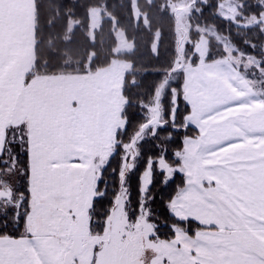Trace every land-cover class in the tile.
Returning a JSON list of instances; mask_svg holds the SVG:
<instances>
[{
    "label": "snow or ice",
    "instance_id": "snow-or-ice-1",
    "mask_svg": "<svg viewBox=\"0 0 264 264\" xmlns=\"http://www.w3.org/2000/svg\"><path fill=\"white\" fill-rule=\"evenodd\" d=\"M142 107L131 134L39 129L26 186L0 148V264H264V89L197 73Z\"/></svg>",
    "mask_w": 264,
    "mask_h": 264
},
{
    "label": "trees",
    "instance_id": "trees-1",
    "mask_svg": "<svg viewBox=\"0 0 264 264\" xmlns=\"http://www.w3.org/2000/svg\"><path fill=\"white\" fill-rule=\"evenodd\" d=\"M168 1L137 0L141 12L137 18L133 0H35L34 62L27 74V81L35 75L93 71L108 65L114 57L129 60L132 69L125 76L123 93L127 103L122 115L128 123L127 134H131L143 119L140 115L144 111L142 104L147 105L153 101L159 84L172 69L175 68L170 84L177 85L179 89L184 82L185 65L181 66L182 60L185 62V56L181 52L183 44L186 46V56L193 54V63H198L193 41L200 37V33L196 29L188 30L183 27L176 14L170 11ZM220 1L222 0L199 3L200 10L194 9L191 12V23L216 26L220 33L227 35L235 44V55L243 52L264 59V28L260 24L240 26L233 20L220 16ZM239 2L240 20L252 15L261 16L264 12L263 0ZM95 6L102 8V19L92 36L90 9ZM115 28L125 31L127 39L134 44L132 51L115 52ZM157 34L159 42L155 51L153 44ZM210 44L208 61L227 55L224 46L215 37L210 38ZM261 65L264 67V62ZM237 66L252 79L241 64ZM174 75L178 76V80L173 81ZM253 83L255 84L254 81ZM25 140L28 142L26 122L6 129L3 148L11 147L9 163L12 153H16L20 161L14 171V188L26 186L27 176L21 175L22 170L26 172V158L17 151L18 145L22 147ZM12 141L16 143H10ZM1 205L2 203L0 210Z\"/></svg>",
    "mask_w": 264,
    "mask_h": 264
},
{
    "label": "crops",
    "instance_id": "crops-1",
    "mask_svg": "<svg viewBox=\"0 0 264 264\" xmlns=\"http://www.w3.org/2000/svg\"><path fill=\"white\" fill-rule=\"evenodd\" d=\"M3 3L5 0H0V4ZM94 8L90 9V33L99 28L102 19L98 18L92 24ZM117 29L115 28V33ZM129 42L122 49L125 52L134 49L133 42ZM122 50L118 49L117 39L115 52L122 53ZM33 62L29 64L25 59L22 64L17 48L0 44V148H3L7 127L12 123L26 122L28 144L34 155L38 130L54 129L64 114L70 111L79 113L90 129H102L106 137L114 134L115 129L121 126V123L114 121L118 105L114 101L113 93L124 86L123 78L125 81L127 72L132 69L129 60L114 57L108 65L93 71L35 75L27 81L26 77ZM29 66L31 68L28 71ZM197 73L225 81L231 78L232 83L259 89L227 56L212 61L200 60L198 64L188 65L184 81L186 77L191 80ZM126 103L127 99L125 105ZM125 105L121 101L120 112L122 109L123 113Z\"/></svg>",
    "mask_w": 264,
    "mask_h": 264
},
{
    "label": "rangeland",
    "instance_id": "rangeland-1",
    "mask_svg": "<svg viewBox=\"0 0 264 264\" xmlns=\"http://www.w3.org/2000/svg\"><path fill=\"white\" fill-rule=\"evenodd\" d=\"M134 1L135 14L138 18L141 12L137 5V0ZM207 2V0H169L168 6L170 11L175 13L179 18L181 25L188 30L196 29L200 33V37L193 41L194 52L197 55L198 63L200 60H207V56L210 52L211 44L210 38L215 37L216 41L221 43L224 46V49L227 53V57L232 59L237 65L241 64L245 72L248 73L255 85L259 89H264V67L261 65L264 62V59H260L251 54H245L239 52L236 55L233 53L236 49L235 44L228 38L227 35L220 33L216 26L214 25H193L190 20L192 10H200L199 3ZM264 3V0H263ZM240 2L239 0H222L218 5V13L220 16L233 20L237 25L240 26H253L260 24L264 28V12L261 16L252 15L250 17H243L242 20L238 19L240 15ZM95 11L92 15V24H94L97 19L101 18V7L95 6ZM0 44L7 45L10 48H17L19 56L22 57V64L26 59L28 63L34 61V36H35V0H5V3L0 4ZM94 31V30H93ZM92 31V32H93ZM94 33H91L94 36ZM116 38L118 39V49L122 50L126 48L127 43L130 44L129 40L125 35L123 29H117ZM159 42V34L156 35L155 42L153 44V49L156 51L157 44ZM185 44L182 45V54L185 56V66L184 72L188 65H195L193 63V54L187 55L185 52ZM264 49V45H263ZM126 51V50H122ZM179 63V60L177 61ZM197 63V64H198ZM32 66V65H31ZM31 66H29L28 71ZM27 71V72H28ZM185 74V73H184ZM246 75V74H245ZM178 80V76H173V81ZM124 83V78H123ZM176 87L177 85H169V87ZM123 86L121 90H116L113 93L114 101L118 105V109L115 111V122H119L122 125V122L125 121V118L122 116V109L120 112L119 105L121 101L123 106L126 102V97L123 93ZM166 90V89H165ZM15 125L11 124L8 127ZM7 127V128H8ZM15 182V175L11 177ZM16 185V183H15ZM14 186V184H13ZM4 208L1 206V209ZM125 218L123 213L114 214L109 217V234L115 235L118 229L122 228L125 223ZM84 223H87V219H84ZM151 244L146 238L140 239L139 236L135 238V253L137 255L143 254V249L149 247ZM150 255V254H149Z\"/></svg>",
    "mask_w": 264,
    "mask_h": 264
},
{
    "label": "water",
    "instance_id": "water-1",
    "mask_svg": "<svg viewBox=\"0 0 264 264\" xmlns=\"http://www.w3.org/2000/svg\"><path fill=\"white\" fill-rule=\"evenodd\" d=\"M185 63H184V60H182L181 62V66H183ZM175 69V68H174ZM172 69L167 76H165V78L162 80V82L159 84L158 88L161 92V94L164 93V90L165 88L171 83V80H172V73H173V70ZM1 204V203H0Z\"/></svg>",
    "mask_w": 264,
    "mask_h": 264
}]
</instances>
